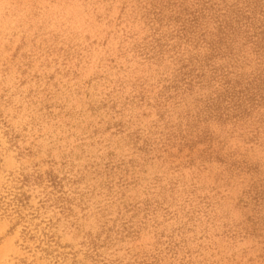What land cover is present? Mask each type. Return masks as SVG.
<instances>
[{"label": "rangeland", "instance_id": "374dc122", "mask_svg": "<svg viewBox=\"0 0 264 264\" xmlns=\"http://www.w3.org/2000/svg\"><path fill=\"white\" fill-rule=\"evenodd\" d=\"M0 264H264V0H0Z\"/></svg>", "mask_w": 264, "mask_h": 264}]
</instances>
